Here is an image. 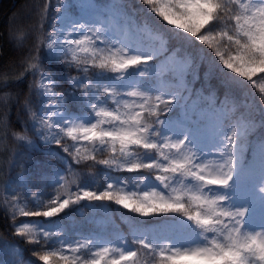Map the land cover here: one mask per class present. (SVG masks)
Masks as SVG:
<instances>
[{"label":"snow or ice","instance_id":"6c2138e0","mask_svg":"<svg viewBox=\"0 0 264 264\" xmlns=\"http://www.w3.org/2000/svg\"><path fill=\"white\" fill-rule=\"evenodd\" d=\"M141 2L204 49L228 82L255 87L264 78V0ZM72 7V0H60L52 30L44 32L49 3L44 4L42 35L15 77L39 74L21 105L25 126L67 154L60 156L64 169L50 180L63 189L53 198L39 199L25 185L30 199L19 194L0 199L15 234L41 249L33 255L43 264H264V139L246 157L249 125L225 132L226 114L215 101L194 123L172 116L187 86L182 92L159 83L152 68L156 57L142 43L111 26L106 15L73 16ZM17 32L24 35L17 29L14 39ZM55 66L60 70H52ZM66 69L78 75H65ZM65 81L71 91H56ZM10 82L0 80V87ZM260 93L264 99V85ZM32 96L39 98L35 108ZM12 135L34 145L26 131ZM99 152L111 156L89 155ZM89 160L105 166V176L126 171L144 178L139 183L117 178L102 191L91 190L76 183L74 171ZM85 201L112 202L141 217L171 216L179 228L162 234L137 226L128 235L71 237L61 214ZM21 216L41 219L17 223Z\"/></svg>","mask_w":264,"mask_h":264},{"label":"trees","instance_id":"16d2710c","mask_svg":"<svg viewBox=\"0 0 264 264\" xmlns=\"http://www.w3.org/2000/svg\"><path fill=\"white\" fill-rule=\"evenodd\" d=\"M120 1L126 13L138 24L147 25L165 40V52L157 56L152 63L169 55L188 62L185 72L190 90L188 102L199 97V100L207 104V96L213 97L219 106L227 110L225 128L236 121H246L251 129L245 143L248 145L246 157L250 158L255 144L264 139V99L260 93L264 78L258 79L255 87L247 83L236 85L228 82V77L213 64L204 49L186 41L179 31L174 30L175 26L168 25L162 17L150 10V6L144 5L141 0ZM45 3H49V8L42 22L44 32H48L52 30L51 23L55 20L59 0H0V80L9 78L11 81L6 87H0V199L6 197L10 200L18 192L21 196L28 194L24 186L17 184L20 175L25 176L30 192H37L44 201L53 198L57 191H63L58 185L50 183V180L58 169H64L60 156L65 154L57 145L45 144L35 137L30 125L26 128L28 116L21 109L25 98L30 96L29 86L39 79V74L33 76L25 73L22 80L15 79L26 67L22 61L28 50L33 48L37 37L42 35L38 29ZM17 29H22L24 35L20 36L17 32L14 39L13 33ZM52 70L59 71L60 66H55ZM65 75L78 73L66 69ZM65 89L71 91V86L66 81L56 90ZM31 98L35 108L39 98ZM16 100L19 103H16ZM171 115L180 117V108L177 107ZM25 131L29 139L34 141V145L16 140L12 135ZM94 155L97 160H102L110 158L111 153L99 152ZM74 171L78 174L76 183H84L96 191L104 190L107 183L117 178H128L135 183L144 178V173L126 171L109 172L105 176V166L91 160L74 165ZM63 174L67 177L66 170ZM140 188H143V184H140ZM39 219L41 218L21 216L18 217L17 223ZM60 219L65 224L68 235L74 238L89 234L100 237L128 235L133 227L147 228L163 220H174L167 215L141 217L115 203L99 201H85L70 207L61 214ZM40 250L15 234L10 211L0 204V264H43L33 255Z\"/></svg>","mask_w":264,"mask_h":264},{"label":"rangeland","instance_id":"374dc122","mask_svg":"<svg viewBox=\"0 0 264 264\" xmlns=\"http://www.w3.org/2000/svg\"><path fill=\"white\" fill-rule=\"evenodd\" d=\"M60 2V0H59ZM73 7L71 12L73 16L85 15L91 16L92 18H99L101 20L105 19V15L107 17L108 22L111 26L116 28L118 31L123 29L127 34L131 36V38L135 39L138 43H142L149 51L152 52L154 57H157L165 52L166 43L165 40L161 38V36L154 32L147 25L138 24L130 15H128L121 4L120 0H106L104 2H99L97 0H72ZM188 67V62L180 57H176L173 55H169L156 63H152V68L157 74L158 82L174 87L180 88L183 92V86H187V92H183L184 99L181 101L178 106L181 111L180 118L187 119L189 122L194 123L199 120L204 112L207 110L209 101H214V98L211 96L208 97V103L204 104L199 97L192 98L190 102L189 100V83L185 78V72ZM183 73V79H178V74ZM56 90V89H55ZM57 91V90H56ZM222 107V106H221ZM224 113H227L225 107H222ZM246 121L240 120L232 123L228 128L224 127V131H230L231 127L237 125H245ZM247 125V124H246ZM68 143H71L69 140ZM257 144V143H256ZM255 144V145H256ZM247 146L244 145V151L246 156ZM83 151V148H82ZM96 153H89V155H94ZM67 157V154H65ZM70 159V158H69ZM209 160H212V157H209ZM207 162V161H206ZM53 178V177H52ZM152 184L156 182L151 180ZM17 184L19 186H27L28 189L30 186L27 184L26 178L23 175L18 177ZM119 187H123L122 184ZM16 188H14L15 190ZM143 190H148L143 185ZM17 194L20 195L18 192ZM27 198L30 197V193L25 195ZM38 198L42 199L38 194ZM173 228L178 229L179 225L176 224L175 220H163L156 225H151L145 229L157 231L162 234H171V230ZM80 236L78 238L87 237ZM83 242V240H81ZM58 246V245H57Z\"/></svg>","mask_w":264,"mask_h":264}]
</instances>
